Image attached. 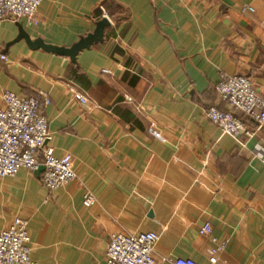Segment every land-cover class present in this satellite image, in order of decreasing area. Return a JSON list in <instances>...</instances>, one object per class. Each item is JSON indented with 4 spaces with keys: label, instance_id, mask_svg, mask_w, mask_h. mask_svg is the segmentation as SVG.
Wrapping results in <instances>:
<instances>
[{
    "label": "crops",
    "instance_id": "0c3cea01",
    "mask_svg": "<svg viewBox=\"0 0 264 264\" xmlns=\"http://www.w3.org/2000/svg\"><path fill=\"white\" fill-rule=\"evenodd\" d=\"M104 14L103 43L75 63L14 41L21 25L69 48ZM222 74L264 97V0H42L37 25L1 22L0 107L6 90L47 94L46 146L71 156L77 179L52 192L43 171L0 178V231L24 220L36 264H105L112 235L148 231L157 264H210L212 240L226 243L215 264H264V126L245 120L252 137L234 139L206 118L225 107Z\"/></svg>",
    "mask_w": 264,
    "mask_h": 264
},
{
    "label": "built area",
    "instance_id": "2783aa9c",
    "mask_svg": "<svg viewBox=\"0 0 264 264\" xmlns=\"http://www.w3.org/2000/svg\"><path fill=\"white\" fill-rule=\"evenodd\" d=\"M42 0H0V23L24 21L26 26L38 24V10ZM252 11L250 8H246ZM103 17L107 18L104 14ZM1 60L6 61L4 56ZM104 73H109L104 70ZM215 92L224 108L217 105L209 107L206 118L234 139L252 137L249 129L239 115L254 123L256 130L264 126V97L253 87L249 77L244 75L222 74L215 86ZM73 96L84 108L89 99L84 94L73 91ZM125 101L131 103L130 98ZM47 94L37 93L31 97L20 98L10 91L1 94L0 107V178L13 177L19 169L35 172L40 165L44 167L42 182L49 191H56L77 179L69 154L58 157L53 148L47 147L51 134L43 109L49 106ZM151 127H154L151 124ZM96 203L95 197L86 190L82 204L89 208ZM211 232L209 224L200 229L201 235ZM159 236L152 232L138 234H114L110 237L105 252V264H157L153 249ZM209 263L215 264L217 255L225 248V242L212 240ZM0 264H36L31 258L30 237L27 223L15 218L0 231ZM168 264H196L190 258H174Z\"/></svg>",
    "mask_w": 264,
    "mask_h": 264
},
{
    "label": "water",
    "instance_id": "95a60500",
    "mask_svg": "<svg viewBox=\"0 0 264 264\" xmlns=\"http://www.w3.org/2000/svg\"><path fill=\"white\" fill-rule=\"evenodd\" d=\"M110 25L107 18L103 17L95 25L93 32L87 34L69 48L56 47L49 44H45L40 39L31 40L29 35L24 31L21 25L18 26V35L15 42L18 40H24L26 44L32 50H42L47 53H52L58 56L69 58L72 63H75L76 56L82 50H87L95 44H102L104 41V31ZM37 171H44V167H39Z\"/></svg>",
    "mask_w": 264,
    "mask_h": 264
},
{
    "label": "trees",
    "instance_id": "16d2710c",
    "mask_svg": "<svg viewBox=\"0 0 264 264\" xmlns=\"http://www.w3.org/2000/svg\"><path fill=\"white\" fill-rule=\"evenodd\" d=\"M101 15H102V13H101ZM239 118H240L241 120H243V121L247 120L243 115H239Z\"/></svg>",
    "mask_w": 264,
    "mask_h": 264
}]
</instances>
